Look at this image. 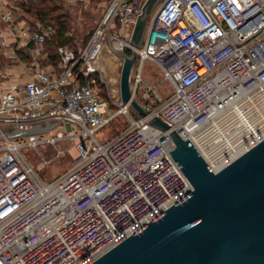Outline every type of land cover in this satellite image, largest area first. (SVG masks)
I'll use <instances>...</instances> for the list:
<instances>
[{
	"label": "built area",
	"instance_id": "1",
	"mask_svg": "<svg viewBox=\"0 0 264 264\" xmlns=\"http://www.w3.org/2000/svg\"><path fill=\"white\" fill-rule=\"evenodd\" d=\"M142 4L109 0L80 48L55 49L59 72L40 62L51 26L18 31L31 46V74L4 90L0 71V136L2 128L62 124L0 140V264H91L192 191L169 155L170 136L103 94L93 78L104 50L131 52ZM0 19L15 29L11 14L0 10ZM146 60L161 71L168 97L142 81ZM136 62L133 95L141 87L138 102L188 140L213 173L264 138V0H162ZM118 116L127 130L100 144L96 132ZM253 128L263 133L253 136ZM65 141L78 152L75 165L44 185L21 150Z\"/></svg>",
	"mask_w": 264,
	"mask_h": 264
},
{
	"label": "water",
	"instance_id": "2",
	"mask_svg": "<svg viewBox=\"0 0 264 264\" xmlns=\"http://www.w3.org/2000/svg\"><path fill=\"white\" fill-rule=\"evenodd\" d=\"M160 2H143L130 36V56L112 50L122 61L119 98L138 118L170 136L174 148L169 155L192 191L91 264H264V138L213 173L188 140L133 95L137 50ZM60 124L2 128L0 140L44 134Z\"/></svg>",
	"mask_w": 264,
	"mask_h": 264
},
{
	"label": "rangeland",
	"instance_id": "3",
	"mask_svg": "<svg viewBox=\"0 0 264 264\" xmlns=\"http://www.w3.org/2000/svg\"><path fill=\"white\" fill-rule=\"evenodd\" d=\"M141 1L143 3L145 0ZM27 2V0H0V10L2 12H11L13 14V17H17L18 14H22V4H26ZM58 2L59 4H61L60 1ZM161 2L155 8L151 17L155 14ZM96 5L97 4L95 3V0H87L79 2L72 8L64 7V11L67 13L66 23L68 25V32L65 35L63 42L70 49L76 50L80 48L82 44L87 40L89 33L98 24L100 11L98 10ZM17 9H19V13H17ZM28 20L37 23L31 18H28ZM5 25L6 24L3 23L0 19V27L3 28ZM34 28H36L35 25ZM102 53V62L104 65V69L99 68L100 74H97L93 78H98L99 84L102 87L103 94L109 95V97L114 102H118V100H120L119 76L122 61L111 51L104 50ZM137 65L138 64L136 62L134 67H137ZM0 67H4L1 49ZM5 72L8 73L6 69ZM141 78L142 81L149 88H153V90L161 98H166L171 94L169 86L162 79L161 71L151 61L146 60L143 63ZM131 85L134 89V84L132 83ZM141 91L142 88L138 87L134 94V97L137 101L141 99ZM153 102L154 103H150L152 108H158L159 104L156 103L154 98ZM130 111L132 112L131 109ZM134 117L137 116L134 114ZM127 127L128 124L126 119L123 116H118L113 119L107 126L96 132L95 138L100 144H105L111 141L115 136L126 131ZM75 131L77 130L75 129ZM56 149L62 150L63 155L58 157L56 155ZM21 154L34 169L36 175L44 185L53 183L68 171H70L75 165V159L78 157V152L75 149V146L68 141L57 143L55 148L53 146H45L39 147L36 151L31 148H25L21 150ZM44 161L46 162V164L44 163Z\"/></svg>",
	"mask_w": 264,
	"mask_h": 264
},
{
	"label": "crops",
	"instance_id": "4",
	"mask_svg": "<svg viewBox=\"0 0 264 264\" xmlns=\"http://www.w3.org/2000/svg\"><path fill=\"white\" fill-rule=\"evenodd\" d=\"M58 1H60L63 7L72 8L79 2L87 0ZM108 2L109 0H95V3L97 4L96 6L100 11L99 20L105 11ZM8 13L11 14L14 22L16 23V27L13 31L7 25L3 28L0 27V49L2 50L4 65V67H0V71L3 75L2 88L4 90H8L12 86H16L18 84H24L30 79L31 71L29 62L31 46L28 44L27 40L20 39L17 33L21 29L29 31L35 29L34 25H40L28 20L27 16L23 12L22 14L17 15V13H19V9H17V17H13L11 12ZM40 62L44 66H49V68H51L54 72L60 71L58 55L56 54L50 40L46 43ZM99 66L100 69H104L103 62H101ZM5 69L8 73L5 72Z\"/></svg>",
	"mask_w": 264,
	"mask_h": 264
},
{
	"label": "trees",
	"instance_id": "5",
	"mask_svg": "<svg viewBox=\"0 0 264 264\" xmlns=\"http://www.w3.org/2000/svg\"><path fill=\"white\" fill-rule=\"evenodd\" d=\"M23 5V13L41 26H51L53 35L50 42L54 49L58 46H67L63 39L68 32L67 13L57 0H27ZM125 54L130 56V51ZM99 84V80L96 77ZM100 85V84H99ZM101 86V85H100Z\"/></svg>",
	"mask_w": 264,
	"mask_h": 264
},
{
	"label": "bare ground",
	"instance_id": "6",
	"mask_svg": "<svg viewBox=\"0 0 264 264\" xmlns=\"http://www.w3.org/2000/svg\"><path fill=\"white\" fill-rule=\"evenodd\" d=\"M102 56H103V53L98 57V59H97V64H98V67L100 68V64H101V62H102ZM259 130L260 129H258V128H253L252 129V133L251 134H253V136H255V135H259L260 136V134H262V133H259Z\"/></svg>",
	"mask_w": 264,
	"mask_h": 264
},
{
	"label": "flooded vegetation",
	"instance_id": "7",
	"mask_svg": "<svg viewBox=\"0 0 264 264\" xmlns=\"http://www.w3.org/2000/svg\"><path fill=\"white\" fill-rule=\"evenodd\" d=\"M104 66V65H103Z\"/></svg>",
	"mask_w": 264,
	"mask_h": 264
}]
</instances>
